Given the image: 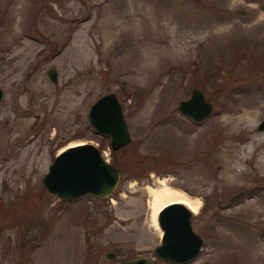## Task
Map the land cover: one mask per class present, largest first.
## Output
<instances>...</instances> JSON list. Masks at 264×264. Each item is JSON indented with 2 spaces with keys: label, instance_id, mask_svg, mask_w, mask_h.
Returning <instances> with one entry per match:
<instances>
[{
  "label": "rangeland",
  "instance_id": "rangeland-1",
  "mask_svg": "<svg viewBox=\"0 0 264 264\" xmlns=\"http://www.w3.org/2000/svg\"><path fill=\"white\" fill-rule=\"evenodd\" d=\"M193 87L213 103L200 122L177 109ZM0 88V264H177L154 254L148 188L165 185L201 202L180 264H264V0H0ZM110 91L131 133L114 153L88 118ZM82 143L118 185L60 199L42 178Z\"/></svg>",
  "mask_w": 264,
  "mask_h": 264
},
{
  "label": "water",
  "instance_id": "water-1",
  "mask_svg": "<svg viewBox=\"0 0 264 264\" xmlns=\"http://www.w3.org/2000/svg\"><path fill=\"white\" fill-rule=\"evenodd\" d=\"M243 12V11H242ZM47 75L53 82L58 81V71L51 67ZM3 91L0 88V101ZM177 109L185 116L200 122L213 111V103L198 87L191 89L190 95L179 101ZM93 128L110 138L113 153L127 145L131 133L123 113L120 99L114 91L99 96L88 111ZM264 130V117L256 126ZM120 169L106 160L98 147L92 143L71 145L59 151L49 164L43 186L60 199L74 201L85 194L107 197L112 194L120 179ZM192 210L181 202H173L160 209L157 215L162 231L160 242L154 248L156 258L171 263L188 262L200 253L203 238L192 226ZM108 257H115L107 252ZM112 264H155L145 256L119 259Z\"/></svg>",
  "mask_w": 264,
  "mask_h": 264
},
{
  "label": "bare ground",
  "instance_id": "bare-ground-1",
  "mask_svg": "<svg viewBox=\"0 0 264 264\" xmlns=\"http://www.w3.org/2000/svg\"><path fill=\"white\" fill-rule=\"evenodd\" d=\"M148 193L151 198L152 220L156 226V229L159 231H161V229L158 224L157 215L162 207L169 203L181 202L189 207L192 211L196 212L201 203L198 197H193L182 190H178L174 187H169L166 185L162 187H149Z\"/></svg>",
  "mask_w": 264,
  "mask_h": 264
},
{
  "label": "flooded vegetation",
  "instance_id": "flooded-vegetation-1",
  "mask_svg": "<svg viewBox=\"0 0 264 264\" xmlns=\"http://www.w3.org/2000/svg\"><path fill=\"white\" fill-rule=\"evenodd\" d=\"M28 75H29V73H27V75H25L24 78H23V83H24L25 89H27V90H28V88H27V86H26V80H27V78H28ZM55 83H56V82H55ZM31 97H32V94H31V92H30V100L32 99Z\"/></svg>",
  "mask_w": 264,
  "mask_h": 264
}]
</instances>
